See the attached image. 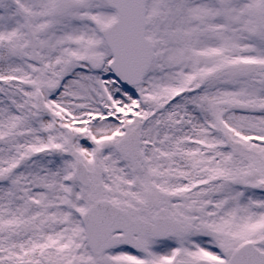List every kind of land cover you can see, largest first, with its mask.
Here are the masks:
<instances>
[{
	"label": "snow or ice",
	"instance_id": "1",
	"mask_svg": "<svg viewBox=\"0 0 264 264\" xmlns=\"http://www.w3.org/2000/svg\"><path fill=\"white\" fill-rule=\"evenodd\" d=\"M0 264H264V0H0Z\"/></svg>",
	"mask_w": 264,
	"mask_h": 264
}]
</instances>
